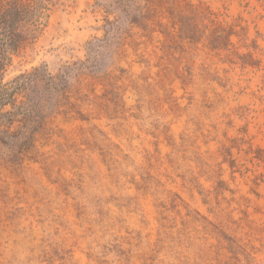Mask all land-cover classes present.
Wrapping results in <instances>:
<instances>
[{
	"label": "rangeland",
	"instance_id": "374dc122",
	"mask_svg": "<svg viewBox=\"0 0 264 264\" xmlns=\"http://www.w3.org/2000/svg\"><path fill=\"white\" fill-rule=\"evenodd\" d=\"M52 1L3 79L73 73L0 144V264H264V0Z\"/></svg>",
	"mask_w": 264,
	"mask_h": 264
},
{
	"label": "trees",
	"instance_id": "16d2710c",
	"mask_svg": "<svg viewBox=\"0 0 264 264\" xmlns=\"http://www.w3.org/2000/svg\"><path fill=\"white\" fill-rule=\"evenodd\" d=\"M59 1V0H56ZM129 0H109L108 7L114 3L129 8ZM152 2V0H148ZM52 0H0V144L15 146L19 142L32 143L34 135L42 128L44 112L51 109L54 95L67 99L66 77L73 73L70 66L65 67L64 77H54L44 69H34L21 74L10 82H4L3 74L10 64V56L16 52L28 34L29 26L36 25ZM142 19L145 16H141ZM104 38L96 47L112 46L117 38L113 22H106ZM144 30L143 24H135ZM79 78L87 75L78 66ZM77 75V74H76ZM21 154V152H18Z\"/></svg>",
	"mask_w": 264,
	"mask_h": 264
}]
</instances>
